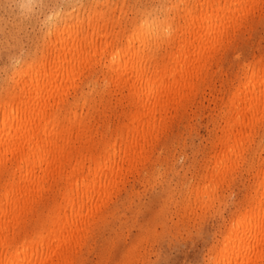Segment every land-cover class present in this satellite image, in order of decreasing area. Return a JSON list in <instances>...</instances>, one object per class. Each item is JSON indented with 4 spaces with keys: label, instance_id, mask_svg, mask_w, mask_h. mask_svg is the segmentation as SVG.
<instances>
[{
    "label": "bare ground",
    "instance_id": "bare-ground-1",
    "mask_svg": "<svg viewBox=\"0 0 264 264\" xmlns=\"http://www.w3.org/2000/svg\"><path fill=\"white\" fill-rule=\"evenodd\" d=\"M120 2L84 17L49 15L46 42L61 53L30 69L17 60L0 92V264H74L106 201L130 177L142 182L154 174L157 149L177 141L169 132L199 93L214 103V132L200 174L180 191L181 216L213 209L235 177L249 173L210 264L262 262L264 51L230 77L221 63L238 34L264 15V0ZM112 100L124 105L107 133ZM145 237L143 229L125 263Z\"/></svg>",
    "mask_w": 264,
    "mask_h": 264
},
{
    "label": "rangeland",
    "instance_id": "rangeland-1",
    "mask_svg": "<svg viewBox=\"0 0 264 264\" xmlns=\"http://www.w3.org/2000/svg\"><path fill=\"white\" fill-rule=\"evenodd\" d=\"M27 1L30 3L27 4ZM86 1L0 0V92L3 91L5 82L12 77L15 67L18 66V61L27 66L26 69H30L35 63L34 60L40 64L43 62V58L46 57L49 61L61 53L60 48L55 49L57 47L46 42V29L54 21L55 11V15L59 12L71 11L74 12L73 16L78 12L79 17H84L94 6H96L95 9L104 10L107 5L113 7L117 3L118 7L121 3V0H118L119 3L116 0H108L106 5L105 3L101 5L100 3L105 0H98V4H94L97 0ZM126 1L128 6L135 5L139 8L144 7L145 3L146 5L159 3V0ZM22 2L26 7H24L25 10L22 8ZM49 15H53L51 16L53 20ZM76 19L77 16L72 20ZM263 40L264 15L256 17L245 30L238 34L236 46L230 48L222 60L223 73L230 77L240 62L264 51ZM15 60L18 61L15 62ZM94 72L98 74L101 70L96 68ZM215 78L213 81L216 90L223 89L219 74ZM210 98L208 93H199L185 120L172 127L169 136H175L174 140L177 141H170L166 148L163 147L164 149L159 146L156 154L158 155L160 151L161 153L154 165L156 171L148 181L141 182L136 176H132L117 194L112 195L106 201L99 216L100 221L92 226L86 240V248L84 247L79 252L74 264L211 263L216 247L219 245L224 223L234 211L236 203L244 198L247 192L245 185L252 178L249 173L246 174L243 171L242 174L235 177L232 182L233 186L231 185L230 189L224 192L220 204L205 212L197 211V214L187 212L182 218V211L178 204L182 197L180 191L184 189L183 193H185L187 181L196 179L197 173L200 174L203 160L207 155L206 152L208 153L207 149H209L208 141L212 136L211 133L214 132L210 122L211 115L214 113V103ZM107 100H109L108 97ZM123 105L124 103L116 104L115 100H112L107 106L105 117L110 125L107 128V133H110L111 128L115 126L116 112H119L118 110ZM263 125L261 126L263 129H259L257 137L262 142L264 140ZM164 142L166 144V140ZM260 154L264 156V150ZM132 188L134 191L129 194ZM166 188L170 190L167 193L165 192ZM163 190L164 192H162ZM38 210L39 213L43 212L44 205L40 206ZM157 211L161 215L155 218L154 215ZM143 229L146 237L138 244L134 258L125 263L126 249L136 241L135 238H138ZM258 264H264V260Z\"/></svg>",
    "mask_w": 264,
    "mask_h": 264
}]
</instances>
